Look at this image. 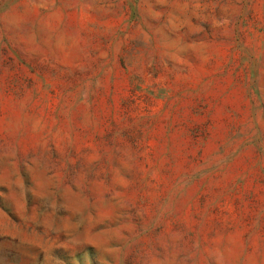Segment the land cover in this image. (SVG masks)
<instances>
[{
	"label": "rangeland",
	"instance_id": "374dc122",
	"mask_svg": "<svg viewBox=\"0 0 264 264\" xmlns=\"http://www.w3.org/2000/svg\"><path fill=\"white\" fill-rule=\"evenodd\" d=\"M0 264H264V0H0Z\"/></svg>",
	"mask_w": 264,
	"mask_h": 264
}]
</instances>
